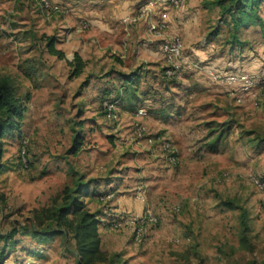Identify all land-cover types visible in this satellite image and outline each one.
<instances>
[{
    "label": "rangeland",
    "instance_id": "374dc122",
    "mask_svg": "<svg viewBox=\"0 0 264 264\" xmlns=\"http://www.w3.org/2000/svg\"><path fill=\"white\" fill-rule=\"evenodd\" d=\"M196 1L210 14L208 31L216 29L220 33L215 38L217 44L226 42L227 27L217 4ZM257 12L264 22V1ZM59 31L42 18L35 0H0V74L11 78L19 95L28 94L18 121L20 135L11 131L2 138L0 191L4 202L0 201V233L11 226L27 225L32 207L49 204L78 173L86 178L87 171L102 166L106 151L123 138L119 137L121 126H128L127 135L130 132L134 115H122L119 101L112 102L115 119L101 108V99L109 98L108 91L113 92L110 81L116 85L119 82L112 69L117 66L114 56L118 55L108 47L102 56L96 55L81 35L67 42ZM50 34L65 58H70L73 51L86 58L79 74L70 75L64 58L46 51L45 38ZM237 36L246 40V46H259L264 66V26L240 29ZM141 65L145 63L134 67ZM151 74L147 72L144 81L155 98L163 102L175 97L189 104L186 110L195 108L184 127L193 134L191 142H186L196 145L187 167L193 180L186 186L188 192L172 196L166 228H162L157 212L158 221L137 243L129 238L130 231L128 235L100 228L101 248L108 253L119 251L128 264H264V82L242 100L226 102L209 95L205 88L191 94L183 83L162 90ZM162 75L163 82L169 84L180 79L179 74ZM144 81L140 77L134 89H144ZM79 126L83 141L78 151L71 153V136ZM109 134L114 141L109 140ZM21 136L26 138L28 161L24 165L18 157ZM251 176L263 181L261 188ZM13 236L18 242L2 264H74L68 235L40 241L38 257L26 251L35 248L34 237L18 229ZM2 245L6 252L8 248L0 238V248Z\"/></svg>",
    "mask_w": 264,
    "mask_h": 264
},
{
    "label": "crops",
    "instance_id": "0c3cea01",
    "mask_svg": "<svg viewBox=\"0 0 264 264\" xmlns=\"http://www.w3.org/2000/svg\"><path fill=\"white\" fill-rule=\"evenodd\" d=\"M50 1L64 7L65 11H55L48 19L44 18L42 14L41 16L49 22V26L58 27L60 30L58 33L61 37L64 36L67 42L72 41L75 36L81 35L82 41L90 46L96 55L102 56L107 47L114 55H118L114 56L117 66L113 65L112 69L117 73L118 77L115 78L118 79L117 83L120 85H116V82L111 80L110 86L113 92H109V95L119 94V98L115 101H119L122 115H129L131 118L135 108L138 105H144L146 114L141 119L148 131H157L167 135L178 153V161L175 164H169L144 139L131 138L129 133L127 135L125 131L128 130L127 125V128L121 126L122 134L119 136L123 137L121 141L106 151L107 154L102 158V166L86 173V178L93 179L89 184L88 194L83 196V200L90 210L100 211L101 222L98 231L100 228H111L107 218L112 211L139 213L144 208L157 212L162 218V228H166L169 223L166 216L172 196L183 191L188 192L186 186L189 187L192 182L193 175L189 173L187 167L191 164V156L196 145H189L186 142L193 134H190V129L185 130L184 127L192 119L190 115H193L192 112L195 111V108L191 106L190 110H186L189 108V104L185 103L184 105L175 97L171 99L167 97L169 99L163 102L161 98L160 100L155 98L152 91L146 88L149 84L144 81V75L151 72L153 78L161 83L162 90L183 83L191 94L195 90L205 88V90H209L208 94L211 96L223 98L226 102H229L230 99L235 101V95L240 93L238 84L217 81L210 72L242 68L258 74L264 70L262 61L259 59L263 58L259 53V46H246V40L239 37L243 42H230V38H228L226 42L217 44L215 38L220 33L216 29L211 30L212 32L208 31L212 21L210 14L196 0H185L182 9L170 8L168 24L160 35L149 32L144 21L125 24L120 20L121 16L133 11L141 0ZM37 8L41 13V9L38 6ZM80 18L88 21V27L81 32H76V21ZM248 27L241 28V30L245 31ZM170 32L179 34L182 40L183 54L199 64L198 67L192 66L190 63L183 64L177 73L181 80H175L173 84L163 82L164 77L161 74L163 62L159 50V42L162 37ZM241 55L243 57H239ZM80 57L84 62L86 61V58L81 55ZM122 61L124 62L122 63ZM143 62L145 65L134 67ZM129 71L135 72V81L127 83L128 86L125 87V80L120 78L118 73ZM140 77L143 78L146 86L139 91L134 88H136ZM258 85V83L254 84L251 91H254ZM112 129L116 130L117 128ZM110 135L109 140L114 141ZM119 137H117L118 140ZM109 190L114 192L113 195L104 196ZM91 191H101L102 197ZM138 191L143 193V198L136 195ZM111 229L120 230L129 235V226L126 222H122L117 229ZM35 240L37 244L34 247H38L40 250L39 242L46 239L37 240L35 238ZM101 243L102 238L100 237V246Z\"/></svg>",
    "mask_w": 264,
    "mask_h": 264
},
{
    "label": "trees",
    "instance_id": "16d2710c",
    "mask_svg": "<svg viewBox=\"0 0 264 264\" xmlns=\"http://www.w3.org/2000/svg\"><path fill=\"white\" fill-rule=\"evenodd\" d=\"M212 1L217 4L222 14L221 21L228 27L230 42H243L237 36L241 28H246L254 24H258L263 28L264 22L257 12V8L264 0ZM54 42L55 38L53 35L46 36V51L58 58H64L66 64L69 66L70 75L79 74L85 64L84 60L76 51H73L70 58H65L63 50L56 47ZM118 74L120 78L125 80L124 84L134 83L135 81L134 71L119 72ZM105 92L107 91L105 90ZM107 93L109 94V91ZM117 98H119V94L114 93L106 99L112 103ZM27 99V92L23 96L19 95L16 92L11 78L6 74H0V157L3 150V136L11 131H15L17 136L20 135L18 121L25 109V101ZM81 129L79 126L71 136V142L68 147V151L71 153L77 152L83 141V132ZM19 162L21 164L20 160ZM2 167L3 164L0 162V169ZM92 179H84L82 174L78 173L73 178L71 184H64L61 187L59 195L53 197L49 204L31 208L27 225H20L19 228L11 226L6 232L0 233V238L3 239L8 248L6 252L3 251L4 243L0 248V264L7 256L8 251L18 242V239L13 236L17 229L21 233H28L37 240L49 239L54 235H62L63 237L68 235L72 239L74 264H128L127 259L122 258L119 251L108 253L100 246V235L98 231L101 222L99 218L100 211L97 209L90 210L83 200V196L88 194L89 184ZM91 192L96 195L102 194L101 191ZM0 201L4 202V194L1 191ZM26 251L28 254L37 257L41 256L38 247L31 250L28 248ZM21 264L28 263L21 262Z\"/></svg>",
    "mask_w": 264,
    "mask_h": 264
},
{
    "label": "built area",
    "instance_id": "2783aa9c",
    "mask_svg": "<svg viewBox=\"0 0 264 264\" xmlns=\"http://www.w3.org/2000/svg\"><path fill=\"white\" fill-rule=\"evenodd\" d=\"M36 5L41 9V14L44 18H50L55 11H65L64 7L51 2L50 0H35ZM185 0H141L135 9L130 13L121 16L120 20L125 24H134L139 21L146 23V29L155 35H160L168 24L169 9H182ZM88 25L86 19L80 18L75 26L76 30H81ZM159 50L162 57V74L165 76H173L177 74L183 64L190 63L192 66L198 67V62L188 59L182 52V40L178 33L170 32L162 37L159 42ZM217 80L226 84H238L240 93L235 95L236 100H242L243 96L251 93V88L254 84L264 82V72L258 74L243 70L242 68L231 69L222 72H210ZM101 108L104 114L109 118L115 119L116 113L112 103L106 98L101 99ZM146 114V107L138 105L134 110V117L129 126V136L131 138H144L147 144L152 145V148L163 157L169 164H175L178 161V153L175 146L167 135L160 132H149L142 117ZM18 148L19 160L24 165L26 163L25 144L26 138L20 137ZM252 182L261 188L263 181L251 176ZM113 191L109 190L104 196H112ZM139 198H143L141 191L136 192ZM102 197V195H100ZM174 209H177L175 206ZM111 228L117 229L122 222L128 223L130 238L133 242H140L143 235L146 233L150 225L158 221L157 214L144 208L139 213L112 211L107 218ZM16 264H21L18 262Z\"/></svg>",
    "mask_w": 264,
    "mask_h": 264
}]
</instances>
